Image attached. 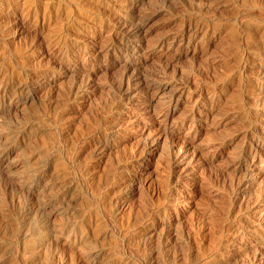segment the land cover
Wrapping results in <instances>:
<instances>
[{"label": "rangeland", "instance_id": "obj_1", "mask_svg": "<svg viewBox=\"0 0 264 264\" xmlns=\"http://www.w3.org/2000/svg\"><path fill=\"white\" fill-rule=\"evenodd\" d=\"M0 264H264V0H0Z\"/></svg>", "mask_w": 264, "mask_h": 264}, {"label": "bare ground", "instance_id": "obj_2", "mask_svg": "<svg viewBox=\"0 0 264 264\" xmlns=\"http://www.w3.org/2000/svg\"><path fill=\"white\" fill-rule=\"evenodd\" d=\"M138 24V23H137Z\"/></svg>", "mask_w": 264, "mask_h": 264}]
</instances>
